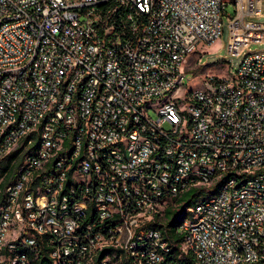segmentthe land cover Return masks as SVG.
<instances>
[{
    "label": "built area",
    "instance_id": "obj_1",
    "mask_svg": "<svg viewBox=\"0 0 264 264\" xmlns=\"http://www.w3.org/2000/svg\"><path fill=\"white\" fill-rule=\"evenodd\" d=\"M231 2L237 69L179 99ZM263 2L0 0V264H264Z\"/></svg>",
    "mask_w": 264,
    "mask_h": 264
},
{
    "label": "rangeland",
    "instance_id": "obj_2",
    "mask_svg": "<svg viewBox=\"0 0 264 264\" xmlns=\"http://www.w3.org/2000/svg\"><path fill=\"white\" fill-rule=\"evenodd\" d=\"M227 13L224 17V33L223 35L213 43L209 48H206L203 52L194 53L188 60L186 65L187 74L195 77L191 82H187L180 92L178 98L181 100H185L186 92L193 89H197L200 86V73L211 71L217 73L225 72L227 66L224 61H229L230 66L233 70H236L241 57L235 56L229 53L228 51V41H229V17L233 16L235 13V5L233 2L228 4ZM260 22H264V2L262 5V15L257 19ZM203 46H200V49ZM249 50L251 51H260L264 50V43L261 42H253L249 45ZM223 62V63H222ZM199 65V68L197 66ZM193 69V70H192ZM187 214V213H186Z\"/></svg>",
    "mask_w": 264,
    "mask_h": 264
},
{
    "label": "trees",
    "instance_id": "obj_3",
    "mask_svg": "<svg viewBox=\"0 0 264 264\" xmlns=\"http://www.w3.org/2000/svg\"><path fill=\"white\" fill-rule=\"evenodd\" d=\"M19 152V150L13 152L0 160V197H2L6 186L14 178L15 172L22 162V158L16 159V156ZM202 195H206L204 191L192 188L178 197L176 200V206L167 208L165 225L170 228V236L174 242H180L182 239V236L175 232L176 224L186 216L187 208H192L195 206L198 198ZM191 263L192 260L188 258L186 260V264Z\"/></svg>",
    "mask_w": 264,
    "mask_h": 264
}]
</instances>
